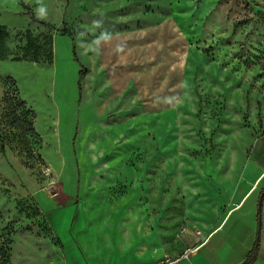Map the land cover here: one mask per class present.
<instances>
[{
    "label": "rangeland",
    "instance_id": "rangeland-1",
    "mask_svg": "<svg viewBox=\"0 0 264 264\" xmlns=\"http://www.w3.org/2000/svg\"><path fill=\"white\" fill-rule=\"evenodd\" d=\"M0 25V264H94L117 247L121 264L145 263L151 241L152 264L176 259L219 220L228 180L264 158V0H0ZM28 31L52 35L53 63L14 60ZM20 97L52 169L35 138L25 149ZM113 141L125 159L143 146L135 180L81 195L74 144L91 163Z\"/></svg>",
    "mask_w": 264,
    "mask_h": 264
},
{
    "label": "crops",
    "instance_id": "crops-1",
    "mask_svg": "<svg viewBox=\"0 0 264 264\" xmlns=\"http://www.w3.org/2000/svg\"><path fill=\"white\" fill-rule=\"evenodd\" d=\"M36 131L41 137V147L38 153L46 165L52 169L53 161L43 151L45 147H43L42 134L39 133L37 128ZM146 136L147 134L142 137L146 138ZM117 144L113 141L111 142V148H100L97 154H94L91 163L89 160L82 162L79 159L77 143L74 144L72 158H74V164L77 165V169L80 172L78 182L81 195L105 193L116 185L118 181L135 180L137 169L133 168V166L131 167L130 159L143 146L140 144L133 145V154L125 159L117 156L121 154L119 148L116 147ZM125 144L131 146L136 143L127 142ZM56 145V152L60 155L58 164L63 165L66 162V157L62 153V142L57 140ZM90 149H93L92 145H89L88 151ZM78 150H81V148ZM88 151L84 148L85 154ZM108 153L109 155H107ZM89 165L93 166V174L91 177L87 176L86 179L81 178L83 167L89 168ZM228 181V185H232L233 189L228 197L224 195V200L228 201V203L223 206L222 210L219 209V220L215 224L201 227L200 235L188 234L189 241L192 243L189 247L195 248L188 258L179 259L178 257L166 264H243L257 239L259 240V254L253 264H264V158L258 155L252 165L247 163L237 178L234 180L229 179ZM60 185L62 192H59V196L62 194L68 196L67 185L61 180ZM144 209V207H140L139 211L143 212ZM76 215L77 210L75 209L74 219ZM74 219H72L69 228L72 227ZM78 228L79 226H77V230ZM126 241L128 242V234L126 232L111 240L113 245L117 246L121 244L125 246ZM121 246L123 248V245ZM112 249H115V247ZM119 252L120 250L117 247L116 253H112L109 257H93L92 261L95 262L94 264H121ZM144 252L139 255L145 258V263L133 262L131 264H152L156 257L162 256L160 247L153 241L145 246ZM80 260L79 264L83 262L87 264L83 258Z\"/></svg>",
    "mask_w": 264,
    "mask_h": 264
},
{
    "label": "trees",
    "instance_id": "trees-1",
    "mask_svg": "<svg viewBox=\"0 0 264 264\" xmlns=\"http://www.w3.org/2000/svg\"><path fill=\"white\" fill-rule=\"evenodd\" d=\"M62 34L66 35L69 34L71 36H74V34L69 31L68 29L64 28L62 30ZM8 37L7 31L5 26L0 25V48L4 49V40ZM27 37V46L24 47L23 49V56L21 58H15V61H31L39 64H51L54 61V43H53V38L52 35L46 36L47 43L46 44H36L38 38L33 39L31 32L26 33ZM47 47V48H46ZM6 57V52L2 51L0 52V58L3 59ZM86 70H81V78L85 75ZM80 85V83H79ZM81 87V86H80ZM20 105L23 106V109L25 110V120L23 121L22 126L20 127L21 135H22V140L24 141L25 149L30 152L31 144L30 143V138H35L37 141L36 146H37V151L41 147V137L37 133L36 128H35V114L31 108L28 107L26 101H24L20 97ZM26 108V109H25ZM30 116V118H28ZM259 254V240L257 239L254 246L248 253L245 261L243 264H253ZM2 256L4 257V260L2 264H9L7 262L6 258V253L3 252Z\"/></svg>",
    "mask_w": 264,
    "mask_h": 264
},
{
    "label": "built area",
    "instance_id": "built-area-1",
    "mask_svg": "<svg viewBox=\"0 0 264 264\" xmlns=\"http://www.w3.org/2000/svg\"><path fill=\"white\" fill-rule=\"evenodd\" d=\"M195 250V248H190L188 250H186L182 256L179 257V259H184V258H188V256ZM175 259H172L170 256H166L165 260L161 262V264H166V263H170Z\"/></svg>",
    "mask_w": 264,
    "mask_h": 264
},
{
    "label": "water",
    "instance_id": "water-1",
    "mask_svg": "<svg viewBox=\"0 0 264 264\" xmlns=\"http://www.w3.org/2000/svg\"><path fill=\"white\" fill-rule=\"evenodd\" d=\"M260 203H261V200H260Z\"/></svg>",
    "mask_w": 264,
    "mask_h": 264
}]
</instances>
